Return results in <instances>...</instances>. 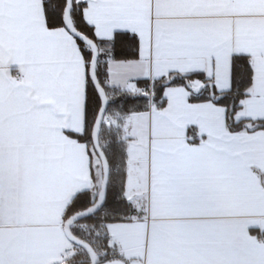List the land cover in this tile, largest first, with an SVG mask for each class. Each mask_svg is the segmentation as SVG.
<instances>
[{
    "label": "snow or ice",
    "instance_id": "1",
    "mask_svg": "<svg viewBox=\"0 0 264 264\" xmlns=\"http://www.w3.org/2000/svg\"><path fill=\"white\" fill-rule=\"evenodd\" d=\"M0 264H264V0H0Z\"/></svg>",
    "mask_w": 264,
    "mask_h": 264
},
{
    "label": "trees",
    "instance_id": "2",
    "mask_svg": "<svg viewBox=\"0 0 264 264\" xmlns=\"http://www.w3.org/2000/svg\"><path fill=\"white\" fill-rule=\"evenodd\" d=\"M131 106V105H130Z\"/></svg>",
    "mask_w": 264,
    "mask_h": 264
}]
</instances>
